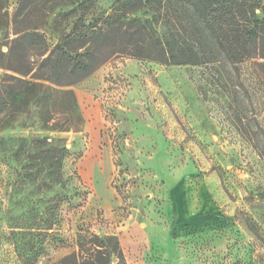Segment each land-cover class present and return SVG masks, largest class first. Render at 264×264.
Returning <instances> with one entry per match:
<instances>
[{"label": "rangeland", "instance_id": "obj_1", "mask_svg": "<svg viewBox=\"0 0 264 264\" xmlns=\"http://www.w3.org/2000/svg\"><path fill=\"white\" fill-rule=\"evenodd\" d=\"M70 1L52 10L50 0L24 1L17 29L35 28L51 48L82 13L115 5ZM19 2L0 9V52L16 36ZM207 42L214 62L112 54L74 85L83 123L57 134L70 155L52 188L41 185L46 171L27 168L32 139L46 134L33 111L0 104V264H54L79 234L116 236L112 264H264V58L229 61ZM3 63L0 102L5 75H16ZM111 204L117 222L104 216Z\"/></svg>", "mask_w": 264, "mask_h": 264}, {"label": "trees", "instance_id": "obj_2", "mask_svg": "<svg viewBox=\"0 0 264 264\" xmlns=\"http://www.w3.org/2000/svg\"><path fill=\"white\" fill-rule=\"evenodd\" d=\"M5 1L0 0V9ZM19 1L12 19L16 36L10 39L7 51L0 52L5 60L1 67L16 75H5L0 104H14L20 111L29 108L35 116L32 125L46 132L32 139L34 151L27 153L32 164L27 168L35 174L46 171L49 179L41 185L47 188L65 182L61 181V168L70 155L57 134L80 131L83 123L72 87L89 77L109 55L151 56L170 65H198L216 60L207 42L212 39L229 61L254 55L264 58L262 0H115L109 12L82 13L81 23L74 21L51 48L35 28L17 29L18 12L26 0ZM50 2V10L72 3ZM141 10L152 11V19L137 16ZM158 19L168 27H158ZM12 59L15 65H11ZM51 228L52 222L35 227L36 232L44 233ZM77 237L76 249L54 264H112L122 255L116 236Z\"/></svg>", "mask_w": 264, "mask_h": 264}, {"label": "crops", "instance_id": "obj_3", "mask_svg": "<svg viewBox=\"0 0 264 264\" xmlns=\"http://www.w3.org/2000/svg\"><path fill=\"white\" fill-rule=\"evenodd\" d=\"M107 168H109L108 165ZM104 177L105 179L108 178V176L106 177L105 174ZM109 194L112 193L109 192ZM104 216L108 218L111 222H117L119 219V207L116 204H111L110 207H108V209H106V211L104 212Z\"/></svg>", "mask_w": 264, "mask_h": 264}]
</instances>
